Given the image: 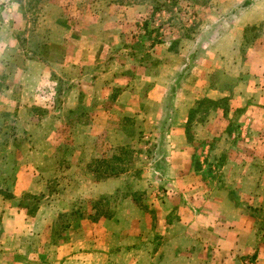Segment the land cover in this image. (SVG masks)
<instances>
[{
    "label": "rangeland",
    "instance_id": "1",
    "mask_svg": "<svg viewBox=\"0 0 264 264\" xmlns=\"http://www.w3.org/2000/svg\"><path fill=\"white\" fill-rule=\"evenodd\" d=\"M252 10L264 0H0V194L39 216V264L83 232L141 250L139 264H264ZM117 145L132 161L97 176L92 158Z\"/></svg>",
    "mask_w": 264,
    "mask_h": 264
},
{
    "label": "crops",
    "instance_id": "2",
    "mask_svg": "<svg viewBox=\"0 0 264 264\" xmlns=\"http://www.w3.org/2000/svg\"><path fill=\"white\" fill-rule=\"evenodd\" d=\"M252 12L255 13V10ZM254 13L251 18H248L249 16L243 18L245 24L259 20V18L264 19L263 14L259 11ZM231 100L234 103L237 96L234 94V99ZM4 203L5 199L0 194V264H39L34 257V247L37 245V241H33V237L43 235L45 230V227L36 228L33 226L39 216L35 217V214L28 216L17 212V210L9 211ZM44 234L46 236L47 233ZM26 235H30L31 245L29 248L28 246L25 248V252L23 240ZM93 240L95 244L88 243L90 239L87 237V233L83 232L82 235L72 237L67 243L53 245V255H51L53 261L51 260L49 264H120L132 261L139 264L141 260V250L139 252L134 248H113L107 243L104 244L102 237H96ZM136 252H139L137 256ZM149 257L150 255L146 254L142 261L149 264Z\"/></svg>",
    "mask_w": 264,
    "mask_h": 264
},
{
    "label": "trees",
    "instance_id": "3",
    "mask_svg": "<svg viewBox=\"0 0 264 264\" xmlns=\"http://www.w3.org/2000/svg\"><path fill=\"white\" fill-rule=\"evenodd\" d=\"M249 1H245L243 6L249 5ZM224 98H221L219 100H213V99H201L197 100V104H201L202 102H208L211 104H216L217 102L221 101ZM192 108L189 110V115L186 121L185 125V133H186V138L187 140L190 141L191 139V122H192ZM121 131L124 132L125 134L127 133V125L130 123H134L133 119L131 117H122L121 119ZM131 152L128 150L127 145H117V147L114 148L113 152H111L108 155H103L100 157H93L91 161V166H92V171L97 174V176L101 177H109V176H114L119 173H121L124 169L123 164L125 162H131Z\"/></svg>",
    "mask_w": 264,
    "mask_h": 264
}]
</instances>
